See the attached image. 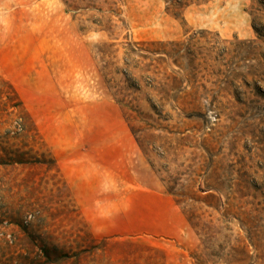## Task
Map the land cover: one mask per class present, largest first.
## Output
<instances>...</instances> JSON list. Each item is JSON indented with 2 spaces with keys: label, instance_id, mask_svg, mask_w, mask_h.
Returning a JSON list of instances; mask_svg holds the SVG:
<instances>
[{
  "label": "rangeland",
  "instance_id": "1",
  "mask_svg": "<svg viewBox=\"0 0 264 264\" xmlns=\"http://www.w3.org/2000/svg\"><path fill=\"white\" fill-rule=\"evenodd\" d=\"M183 1L0 0V264H264V0ZM140 42L202 116L127 89Z\"/></svg>",
  "mask_w": 264,
  "mask_h": 264
},
{
  "label": "trees",
  "instance_id": "2",
  "mask_svg": "<svg viewBox=\"0 0 264 264\" xmlns=\"http://www.w3.org/2000/svg\"><path fill=\"white\" fill-rule=\"evenodd\" d=\"M170 2L177 10H182L183 8L188 6V2L183 0H166ZM188 1V0H187ZM110 49L114 50L110 53H106L102 51L104 55H110L113 58H116L119 53L123 52L124 66L123 70H118L125 75V82L127 84V89L133 90L134 92H140L142 89L141 82L133 78L130 74L131 70H140L146 74H153L154 77H148V81L146 83V87L153 90L157 95L156 103L150 101L154 114L159 117H163L166 115V118L169 117V113L165 110L167 103L171 100H175L176 102L182 101L183 109L192 108L191 112L184 111L186 117H200L202 113L198 112L197 107L195 106L196 98L198 97V91L194 89V92H186V89L183 88L184 81L173 74H167L166 72L162 73L165 68L162 69V65L166 63L168 58H173L175 62H179L183 58V52H186L189 56H193V51L189 46H185L184 43L172 42V43H163V42H140V43H126V44H110L105 45ZM121 46V49L119 48ZM145 46L155 47L153 49L146 48ZM167 46H171L172 48L168 51L165 48ZM145 61H149L148 64L143 63ZM134 62V63H133ZM194 60L190 61L192 64ZM193 71H197L196 67H192ZM11 91L14 94V98L18 100L16 91L13 87L9 85ZM189 97L194 99L193 103H188L186 99ZM12 99V98H11ZM11 102V101H10ZM120 105L124 104V102L118 101ZM13 107L16 105H12ZM18 107L21 106L20 101L18 100ZM214 198V196H210ZM192 226L196 229L200 228L199 224L193 223L192 219H188Z\"/></svg>",
  "mask_w": 264,
  "mask_h": 264
}]
</instances>
